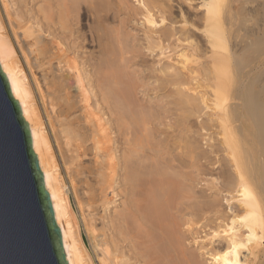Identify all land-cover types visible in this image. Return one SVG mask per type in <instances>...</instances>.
Instances as JSON below:
<instances>
[{
    "label": "bare ground",
    "instance_id": "6f19581e",
    "mask_svg": "<svg viewBox=\"0 0 264 264\" xmlns=\"http://www.w3.org/2000/svg\"><path fill=\"white\" fill-rule=\"evenodd\" d=\"M0 65L69 264H264V0H0Z\"/></svg>",
    "mask_w": 264,
    "mask_h": 264
},
{
    "label": "water",
    "instance_id": "95a60500",
    "mask_svg": "<svg viewBox=\"0 0 264 264\" xmlns=\"http://www.w3.org/2000/svg\"><path fill=\"white\" fill-rule=\"evenodd\" d=\"M0 264H69L30 121L1 65Z\"/></svg>",
    "mask_w": 264,
    "mask_h": 264
},
{
    "label": "rangeland",
    "instance_id": "374dc122",
    "mask_svg": "<svg viewBox=\"0 0 264 264\" xmlns=\"http://www.w3.org/2000/svg\"><path fill=\"white\" fill-rule=\"evenodd\" d=\"M140 94H141V95H140ZM140 94H139V95L142 97V96H143V93H140ZM144 98H145L146 100H147V99H148V100L151 99V98L148 97V96H145ZM152 101H156V100H152ZM167 118H169V121H171V119H172V121H174V119L171 118V116H168ZM193 120H194V119H193ZM193 120H192V121H193ZM194 122H195V120H194ZM210 132H211V131H210ZM212 135H213V134H212ZM211 170H212V172H211L210 175H212V176H210V178L217 177V176H218V173L220 172L219 168H216V167H215V169H214V167H212ZM213 171H215V172H213ZM212 173H214V174H212ZM215 174H216V175H215ZM213 175H214V176H213ZM188 189H191L192 192H197V193H196L197 196L200 195V194L198 193V188H197V187L188 188ZM199 197H200V196H199ZM210 199H213V197H212V198L210 197ZM222 203H223V201H222ZM221 205H223V207L221 206L222 209L228 206V204H227L225 201H224V203L221 204Z\"/></svg>",
    "mask_w": 264,
    "mask_h": 264
}]
</instances>
